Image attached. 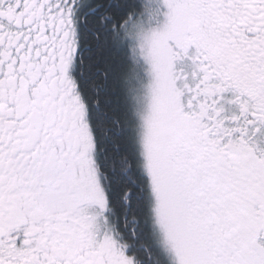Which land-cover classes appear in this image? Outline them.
<instances>
[{
    "label": "snow or ice",
    "instance_id": "obj_1",
    "mask_svg": "<svg viewBox=\"0 0 264 264\" xmlns=\"http://www.w3.org/2000/svg\"><path fill=\"white\" fill-rule=\"evenodd\" d=\"M0 264H264V0H0Z\"/></svg>",
    "mask_w": 264,
    "mask_h": 264
}]
</instances>
